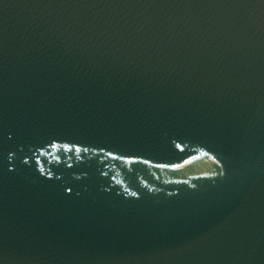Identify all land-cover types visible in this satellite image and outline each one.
Segmentation results:
<instances>
[{
	"label": "water",
	"instance_id": "water-1",
	"mask_svg": "<svg viewBox=\"0 0 264 264\" xmlns=\"http://www.w3.org/2000/svg\"><path fill=\"white\" fill-rule=\"evenodd\" d=\"M0 264H264V0H0Z\"/></svg>",
	"mask_w": 264,
	"mask_h": 264
},
{
	"label": "snow or ice",
	"instance_id": "snow-or-ice-1",
	"mask_svg": "<svg viewBox=\"0 0 264 264\" xmlns=\"http://www.w3.org/2000/svg\"><path fill=\"white\" fill-rule=\"evenodd\" d=\"M76 151H77V152H79V151H80V149H79V148H77V149H76ZM177 167H179V165H177Z\"/></svg>",
	"mask_w": 264,
	"mask_h": 264
}]
</instances>
